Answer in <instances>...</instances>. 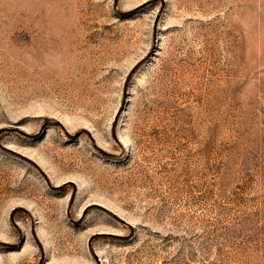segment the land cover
<instances>
[{"label": "rangeland", "instance_id": "obj_1", "mask_svg": "<svg viewBox=\"0 0 264 264\" xmlns=\"http://www.w3.org/2000/svg\"><path fill=\"white\" fill-rule=\"evenodd\" d=\"M0 264H264V0H0Z\"/></svg>", "mask_w": 264, "mask_h": 264}]
</instances>
